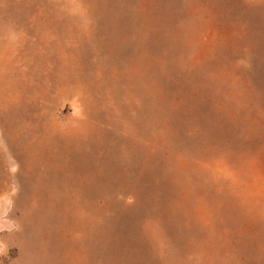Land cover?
Returning <instances> with one entry per match:
<instances>
[{
  "label": "rangeland",
  "instance_id": "1",
  "mask_svg": "<svg viewBox=\"0 0 264 264\" xmlns=\"http://www.w3.org/2000/svg\"><path fill=\"white\" fill-rule=\"evenodd\" d=\"M0 264H264V0H0Z\"/></svg>",
  "mask_w": 264,
  "mask_h": 264
}]
</instances>
